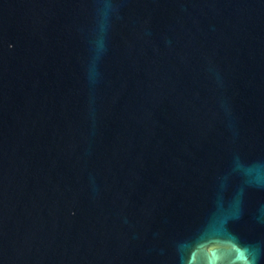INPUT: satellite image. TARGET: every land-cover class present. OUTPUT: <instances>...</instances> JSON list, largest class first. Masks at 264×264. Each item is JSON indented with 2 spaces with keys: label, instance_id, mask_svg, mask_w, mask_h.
Here are the masks:
<instances>
[{
  "label": "water",
  "instance_id": "water-1",
  "mask_svg": "<svg viewBox=\"0 0 264 264\" xmlns=\"http://www.w3.org/2000/svg\"><path fill=\"white\" fill-rule=\"evenodd\" d=\"M0 264H264V0H0Z\"/></svg>",
  "mask_w": 264,
  "mask_h": 264
}]
</instances>
